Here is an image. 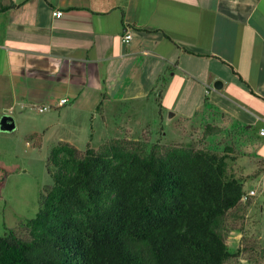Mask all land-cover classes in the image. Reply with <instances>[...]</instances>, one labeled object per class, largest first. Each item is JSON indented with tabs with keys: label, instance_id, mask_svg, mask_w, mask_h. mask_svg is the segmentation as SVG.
<instances>
[{
	"label": "crops",
	"instance_id": "crops-1",
	"mask_svg": "<svg viewBox=\"0 0 264 264\" xmlns=\"http://www.w3.org/2000/svg\"><path fill=\"white\" fill-rule=\"evenodd\" d=\"M2 7L10 8L0 11V100L53 110L58 119L47 129L78 151L143 134L151 96L164 137L172 119L183 137L185 126L201 125L206 105L217 108L237 123V142L243 134L246 147L258 145L242 157L251 171L239 158L228 172L252 174L264 222V0H0ZM125 31L132 39L122 44Z\"/></svg>",
	"mask_w": 264,
	"mask_h": 264
},
{
	"label": "trees",
	"instance_id": "trees-1",
	"mask_svg": "<svg viewBox=\"0 0 264 264\" xmlns=\"http://www.w3.org/2000/svg\"><path fill=\"white\" fill-rule=\"evenodd\" d=\"M230 120L206 105L201 138L230 126L236 133ZM227 138L221 154L145 151L119 138L80 154L57 143L46 161L52 187L40 193L35 217L21 223L25 236L14 229L0 236V264H225L238 257L225 241L226 217L239 218L250 199L241 202L243 182L228 161L253 157L258 145L246 147L243 134Z\"/></svg>",
	"mask_w": 264,
	"mask_h": 264
},
{
	"label": "rangeland",
	"instance_id": "rangeland-1",
	"mask_svg": "<svg viewBox=\"0 0 264 264\" xmlns=\"http://www.w3.org/2000/svg\"><path fill=\"white\" fill-rule=\"evenodd\" d=\"M147 103L151 109V115L145 121L148 126L143 134L139 131L125 133V138L129 137L130 143L142 144L145 151H149L153 145H158L160 148L185 147L222 153L223 144L227 140L222 135L214 139H202L200 126L196 124L185 126L186 131L182 137L180 130L183 131L184 125L177 119H172L171 125L165 127L168 132L166 129L167 135L164 137L161 130H158V100L151 96ZM52 111L47 109L40 113L35 108L23 110L18 106L7 105V100H0V119L9 115L15 122L12 132L0 131V236L7 234L9 229L16 230L19 236H25L21 223L35 217L40 193L52 187V179L46 168L49 152L58 142V137L47 129L58 119L57 114ZM169 114L164 115L166 120ZM228 135L232 136L234 141L237 140L234 132L229 131ZM81 144L83 145V142ZM98 144L95 143L93 147L83 145L79 148L84 150L79 152L83 154L87 147L97 149ZM237 159L239 158L230 162ZM247 162V158L241 157L237 164L248 173L252 166L248 168ZM238 179L243 182L244 192L256 185L252 181V174L240 176ZM254 190L256 196L249 200L248 205L242 204L244 209L237 212L239 218L233 217L234 212L226 217L229 229L226 244L231 252L239 249L240 255L225 264H264V222L259 221L255 215V210L263 199L259 200L262 195L259 189Z\"/></svg>",
	"mask_w": 264,
	"mask_h": 264
},
{
	"label": "built area",
	"instance_id": "built-area-1",
	"mask_svg": "<svg viewBox=\"0 0 264 264\" xmlns=\"http://www.w3.org/2000/svg\"><path fill=\"white\" fill-rule=\"evenodd\" d=\"M54 16H61L62 15V12L60 11H55L53 13ZM121 43L122 44H126L128 43L131 39H132V33L131 31H125L123 33V35L121 36ZM68 103V100L67 99H60L59 100V105L60 106H63V105H66ZM35 109L42 113L44 112L45 110L49 109L48 107L46 106H43V107H35ZM260 135L261 136H264V131L261 130L260 131ZM254 196H256V191L254 189L250 190V191H247V192H244V194L242 195L241 197V202L242 203H246L249 199H252Z\"/></svg>",
	"mask_w": 264,
	"mask_h": 264
},
{
	"label": "water",
	"instance_id": "water-1",
	"mask_svg": "<svg viewBox=\"0 0 264 264\" xmlns=\"http://www.w3.org/2000/svg\"><path fill=\"white\" fill-rule=\"evenodd\" d=\"M215 90H220L222 88V83L216 81L213 85ZM15 129L14 119L9 115H4L0 119V131L2 132H12Z\"/></svg>",
	"mask_w": 264,
	"mask_h": 264
}]
</instances>
